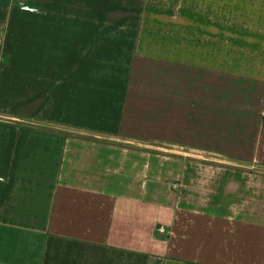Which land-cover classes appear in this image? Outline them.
Masks as SVG:
<instances>
[{"label":"crops","instance_id":"0c3cea01","mask_svg":"<svg viewBox=\"0 0 264 264\" xmlns=\"http://www.w3.org/2000/svg\"><path fill=\"white\" fill-rule=\"evenodd\" d=\"M166 7L0 0V264H264V0Z\"/></svg>","mask_w":264,"mask_h":264},{"label":"rangeland","instance_id":"374dc122","mask_svg":"<svg viewBox=\"0 0 264 264\" xmlns=\"http://www.w3.org/2000/svg\"><path fill=\"white\" fill-rule=\"evenodd\" d=\"M146 2H151L153 3L154 5H157L158 9H167L166 6H168L169 10H170V13L171 11L173 12L172 14L170 15H164V16H161L160 15V12L162 11H159V15H155V18H160V19H165L167 17H169L170 19H176L177 17V9H176V6L177 5H181L183 7L186 6V8L188 9V7L191 9V3H192V0H146ZM164 12V11H163ZM166 13V12H165Z\"/></svg>","mask_w":264,"mask_h":264}]
</instances>
